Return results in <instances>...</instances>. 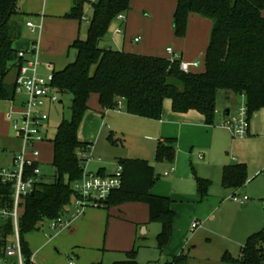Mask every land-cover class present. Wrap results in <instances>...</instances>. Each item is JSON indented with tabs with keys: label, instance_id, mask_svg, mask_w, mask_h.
Returning <instances> with one entry per match:
<instances>
[{
	"label": "rangeland",
	"instance_id": "rangeland-1",
	"mask_svg": "<svg viewBox=\"0 0 264 264\" xmlns=\"http://www.w3.org/2000/svg\"><path fill=\"white\" fill-rule=\"evenodd\" d=\"M92 1L96 0H89ZM89 2L84 4L82 19L78 20L65 16L70 10L71 0H18L21 37L13 43L14 48L30 50L35 43L42 57L40 72L47 76L53 71L61 70L73 58L69 45L77 37L86 38L88 23L85 17L90 18L92 15ZM175 10L176 0H129L128 10L124 12L127 16L126 23L121 26L114 19L100 46L117 50L123 34H115L114 31L125 26L124 52L138 50L145 55L169 59L166 47L194 50L195 56L188 62L198 61L199 65L190 70L203 72L209 23L197 22L198 20L191 22L188 17L185 35L178 36L174 27ZM28 21L37 26L34 32L26 26ZM204 23L207 24L206 28L203 27ZM41 27L42 35H39ZM67 35H73V38L69 42H63ZM135 36H139L140 41L131 44L129 41ZM119 49H122L121 46ZM175 51L179 54L180 50ZM183 60L186 61L185 51ZM14 75L12 69L5 77V82L12 85ZM224 94L223 90L218 91L215 108L220 112L231 109L233 116L238 105L235 109V103L226 101ZM238 95L240 104L243 95ZM58 100L49 108L43 109L49 114L44 123L45 139L35 142L32 148L25 151L27 159L38 162L40 175L48 182L54 179L55 174L52 166V139L61 120L70 117L71 95L58 94ZM88 106L89 110L84 115L78 132L82 140L92 143L91 151L83 154L87 158L84 171L95 173L98 168H103L105 173H112L116 170L119 159H147L159 176L153 192L175 199L173 211H176V218L179 213L183 215V210L191 211L193 220L197 217L201 223L199 228L191 229L192 231L189 227L183 228V235L175 239V247L179 242L183 243L185 264H239L226 261L223 257L228 254L232 259H239L247 237L257 232L264 234L263 119H255L256 127L253 131H248L243 137H235L221 125L223 120H216V115L212 125L204 126L200 132L193 131L191 136L187 134L190 138L185 135L180 139L175 137L176 155L171 163L156 159V144L149 142L145 136L149 133L145 131V126L148 127V124L155 121L146 118L130 121L134 117H126L129 121L125 120L124 108L103 110L95 93L90 95ZM23 109L22 96L18 93H14L11 101L0 100V166L12 167V158L24 151L23 141L12 127L14 120L20 121ZM97 120L100 124H97ZM109 137L116 143L112 144ZM33 150L38 152L36 156L32 155ZM199 153L205 155L204 160L199 159ZM235 162L245 163L248 175L246 183L236 191L224 188L221 184L222 166ZM171 166L175 173L163 175ZM196 177L206 178L211 182L207 197L210 201L200 205L201 207H195L199 202V199L194 200ZM233 193L246 195L248 202L244 205L234 202L231 199ZM116 206L85 207L84 213L94 214L93 221L78 226L68 234H56L57 231L49 229L48 222L42 223L37 229L24 232L23 240L29 252L35 254V264H114L127 260L126 252L132 249L140 264H159L166 260L168 257L157 247L156 236L161 228L160 222L146 220L147 233L143 238L138 225H133L131 229V225L122 219L124 215L143 217L145 213L141 206L133 205L130 209H125V204ZM72 210L73 207L70 208ZM22 211L23 207L20 208V214ZM184 222L181 220V226H184ZM174 223L175 220L171 238L174 236ZM7 241L10 244L12 236H8ZM258 243H264L263 237Z\"/></svg>",
	"mask_w": 264,
	"mask_h": 264
},
{
	"label": "trees",
	"instance_id": "trees-1",
	"mask_svg": "<svg viewBox=\"0 0 264 264\" xmlns=\"http://www.w3.org/2000/svg\"><path fill=\"white\" fill-rule=\"evenodd\" d=\"M18 0H0V100L14 98V84L5 77L16 69L20 60L13 43L21 36ZM89 0H72L66 17L81 20L84 4ZM92 15L88 20L86 38L77 37L69 45L73 58L61 70L53 71L52 84L60 94L71 95L70 117L62 119L52 139L55 174L52 181L40 176L34 182L33 193L24 198L19 218V233L24 257L31 253L23 240V233L37 229L64 215L75 196L72 188L84 170L85 152L92 143L78 137L80 123L89 109L91 94L98 96L103 110L113 109L119 101L126 113L159 120L163 101H171L172 111L185 113L195 110L212 125L215 119L216 95L219 90L243 95L248 121L254 112L264 108V0H176L174 27L178 36L185 35L190 14L207 18L211 22L203 72H183L179 62L168 58L140 55L123 50L102 47L111 22L119 13L128 10L129 0H96L89 2ZM109 139H111L109 137ZM112 144L116 142L111 139ZM175 142L169 138L157 142L155 157L158 161L173 162ZM38 164V162H37ZM122 183L99 207H111L126 202L148 205L149 221L161 224L156 236L157 247L163 252L173 229L175 212L172 200L152 193L158 180L154 167L146 159H119ZM39 165V164H38ZM35 166V165H34ZM27 168L26 175L32 172ZM247 181L244 163L224 166L221 183L238 189ZM211 182L196 177L197 194L207 196ZM10 184L0 183V207L11 206ZM12 233L10 220H0V246H4ZM264 234L257 232L247 237L239 259L226 254L223 259L241 264H264V243H258ZM127 260L114 264H140L135 250L126 252ZM186 255L171 256L165 264H185ZM35 264V263H33Z\"/></svg>",
	"mask_w": 264,
	"mask_h": 264
},
{
	"label": "built area",
	"instance_id": "built-area-1",
	"mask_svg": "<svg viewBox=\"0 0 264 264\" xmlns=\"http://www.w3.org/2000/svg\"><path fill=\"white\" fill-rule=\"evenodd\" d=\"M115 19L119 22H125V13H119ZM88 22L89 18L85 17ZM26 26L34 32L37 26L32 22H26ZM116 33H121L122 28L115 29ZM139 37L134 38L137 42ZM171 63L178 61L181 71L188 73L191 67H197L198 61L185 62L179 54L171 47L166 48ZM17 58L20 60L16 67V75L14 78V91L22 96L23 112L19 122L14 120L12 127L23 141L24 151L18 156L12 158V167L0 166V183L10 184L12 191L10 193L11 206L0 207V220H10L12 224L13 241L4 246H0V264H33L34 255H31L28 260L22 252L20 233H19V218L20 206L25 197L31 191L34 182L40 177V167L36 160L27 159L25 151L32 148L37 141H42L46 136V126L44 123L48 120V112L44 108H49L58 100V89L52 84L53 73L45 76L40 72L39 65L41 64L40 54L35 44H32L30 50H18ZM118 108H123L121 101L117 103ZM221 125L226 128L233 136L243 137L249 131V121L247 116V108L245 98L242 97L241 103L238 105L236 113L233 116H227ZM33 156L38 152L33 150ZM35 165V166H34ZM33 167L30 175H26L28 167ZM174 171L171 166L164 175H169ZM122 183V166L117 164L116 170L110 175H101L94 172H85L83 170L80 180L73 183L72 188L75 196L71 200L73 210L68 216L61 215L48 222V227L51 230H59L64 228L72 219L81 215L87 206H97L107 199V197L116 189L120 188ZM235 202L242 203L248 197L246 195L239 196L234 193L231 196ZM201 226L200 221L195 220L191 224V229L194 230ZM264 239V236H263Z\"/></svg>",
	"mask_w": 264,
	"mask_h": 264
},
{
	"label": "crops",
	"instance_id": "crops-1",
	"mask_svg": "<svg viewBox=\"0 0 264 264\" xmlns=\"http://www.w3.org/2000/svg\"><path fill=\"white\" fill-rule=\"evenodd\" d=\"M71 4H72V0H71ZM70 8H71V5H70ZM125 16H126V14H125ZM263 16H264V11H263ZM126 20H127V16H126ZM126 20H125V22H120V25L121 26L124 25L126 23ZM196 20H198L197 22H201V21L207 22L208 21L207 23L210 24V25L208 24V26L211 28V22H210L209 19L201 17V16L196 15V14H190L189 15V21L192 22V21H196ZM206 26H207V24L204 23L203 27L206 28ZM209 27H208V29H209ZM42 29H43V27H41V30L39 28V35L40 34L42 35ZM115 34H123V37H122V40H121V44L120 45L117 44V50H123L124 51L123 48H124V45H125V42H126L125 35H124L125 34V26H124V28H122V32L121 33H116L115 32ZM69 35H67L65 37L63 42H65V41L69 42V40H71L73 38V35H71V36H69ZM136 37H139V36L133 37L132 39H130L129 42L131 44H135L138 41H140V37H139V40L137 42H134L133 40ZM205 40H207V43H208L209 35H208V37ZM33 44H35V43H33ZM120 46H121L122 49H119ZM107 47H109V46H107ZM172 49L174 51L175 50H180L178 52H179V56H180V58L182 60H183L184 51H185V59H186L185 62L191 61V58L195 56V52H196L194 50L187 51V49H185V48H181V49L172 48ZM127 52L140 54V55H145L144 53H140V52H143V51H138V50H135V51L134 50H130V51H127ZM40 59H42L41 56H40ZM13 70H14V73L16 75V69H13ZM13 82H14V80H13ZM224 96H225L226 101L235 103L234 106H235V109H236L237 105H239L238 104L239 100H240L239 95L235 94V93H232V92H227V93L224 94ZM241 101H242V99H241ZM107 111H109V110L107 109ZM231 114H232V110L231 109L227 108V109H225L222 112L217 111V109H216L215 117L217 115L216 120H218V119L219 120H224L227 116H230ZM87 117H90V116H88V114H87ZM126 117H134V118H130V119H132L130 121H136V120H134L135 118H144V117H139V116L131 115V114H128V113L124 112L123 119H125V120L127 119L128 120L129 118H126ZM258 117H261L263 119V121H264V108L254 112L253 115L250 117V119H249V132H250V130L253 131L254 128L256 127L254 125L255 124L254 121ZM146 119H148V118H146ZM150 120H153L155 122L152 123V124H148V127L145 126V131L149 132L145 136L147 137V140L149 142L150 141L154 142L156 145H157V142L164 141V140L169 139V138L174 139V142H176V138H175L176 136L179 139L182 138L183 135L188 136V138H190L189 135H190V133L193 134V131H199L200 132V131L203 130L204 126H209L208 124L205 123L204 116L202 114H200L199 112L195 111V110H189L188 112H185V113H175V112H173L172 108H171V101L169 99H165L163 101V109H162L161 118L159 120H154V119H150ZM97 124H100L99 120H97ZM142 126H144V125H142ZM263 126H264V122H263ZM173 127H176V128L174 129ZM78 132H79V130H78ZM187 134H189V135H187ZM78 137H79L80 140H82V138H80L79 134H78ZM193 137L194 136H192V138ZM82 141H85V140H82ZM175 151H176V147H175ZM175 155H176V152H175ZM127 158H129V157H127ZM133 158L134 157H131V159H133ZM135 158L143 159V157L142 158L141 157H135ZM199 159L200 160H204L205 159V155L203 153H199ZM214 163H217V162H214ZM237 163H243V162H235V163H231V164H237ZM231 164L223 165L222 166V171H223L224 166L231 165ZM216 165H220V164L217 163ZM95 173H99L101 175H110L113 172L112 173H105L103 168H98V170ZM174 173H175V170L173 172H171L169 175H165V176H170V175H172ZM221 177H222V175H221ZM200 178H202V177H200ZM203 179H206V178H203ZM224 188L233 189L234 191L239 189V188L238 189H234V188H229V187H224ZM152 193L158 195V193L153 192V188H152ZM195 194L196 195H194V200L196 199L195 201H198L197 199H199V202L196 203V205L194 204L195 207H201L200 205L209 203L210 199L207 198V197H209V194L207 193V196H205L204 198H200L199 195L197 194V186L195 187ZM169 198L172 200V208L173 207L175 208V206H176V205H174L175 199H173L171 197H169ZM248 200H249V198H247L242 203H240V202H237V203H239L240 205H244L245 203L248 202ZM123 204L127 205V206H124L125 209H130V207L133 206V205L141 206L142 211L145 213V215L143 217L137 218V217H134L133 215H129V216L128 215H124V217H122V219L124 221L128 222L131 225L130 226L131 229H132L133 225H134V227H135V225L136 226L138 225L141 228V234H142V237L144 238L145 234L147 233V226H146L145 222H146V220H149V208H148V205L145 204V203H141V202H126V203H123ZM123 204H120L119 206H116V207H120ZM71 207H72V205L70 203L68 205L66 211L64 212V215L68 216ZM108 212H109V209H108ZM109 215H110V213H109ZM176 215H175V218H176ZM93 216H94V214H92L91 212H88V214L83 212L81 215H79L75 219H72L69 222V224L66 225L64 228H61L59 230H54V231H57L56 234H60V233L61 234L62 233L68 234V232H73L74 230H76V228L78 226H83L85 223L92 222L93 221V218H92ZM191 216H192L191 215V211L187 212V211L183 210V215L179 213L177 218L174 219L175 220V223H174V236L172 238H170L168 244L166 245L165 249L163 250L162 253H163L164 256H167L168 258H170L171 256L178 255L181 252L184 253V247H182V244H183L182 242H179L178 246H176V247L174 246L175 245V239H176L177 236H179V235L182 236L183 235V233H184V229L183 228L186 229V227L187 228L189 227V229L191 230L192 222H194L195 220L199 221V219L197 217H196V219L193 220L194 217L192 218ZM181 220L185 221L184 222V226H181L182 225ZM127 228L129 229V227H127ZM31 255H34V262H35V254H31ZM168 258L166 260H164L163 262L159 263V264H165V262L168 260ZM239 264H241V263H239Z\"/></svg>",
	"mask_w": 264,
	"mask_h": 264
},
{
	"label": "water",
	"instance_id": "water-1",
	"mask_svg": "<svg viewBox=\"0 0 264 264\" xmlns=\"http://www.w3.org/2000/svg\"><path fill=\"white\" fill-rule=\"evenodd\" d=\"M33 189H34V186H32V191H31V194L33 193Z\"/></svg>",
	"mask_w": 264,
	"mask_h": 264
}]
</instances>
